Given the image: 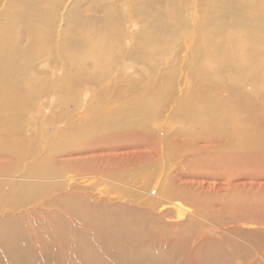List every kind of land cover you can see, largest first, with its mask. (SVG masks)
I'll return each mask as SVG.
<instances>
[{
	"label": "bare ground",
	"instance_id": "obj_1",
	"mask_svg": "<svg viewBox=\"0 0 264 264\" xmlns=\"http://www.w3.org/2000/svg\"><path fill=\"white\" fill-rule=\"evenodd\" d=\"M177 70L186 87L172 105ZM108 81L132 101L88 111ZM49 92L60 109L42 115ZM151 134L172 177L214 181L160 191L153 164L130 173L125 152ZM10 175L0 259L264 264V0H0V178ZM24 176L57 182L15 184ZM99 178L153 190L111 191ZM253 225L256 240H233Z\"/></svg>",
	"mask_w": 264,
	"mask_h": 264
},
{
	"label": "rangeland",
	"instance_id": "obj_2",
	"mask_svg": "<svg viewBox=\"0 0 264 264\" xmlns=\"http://www.w3.org/2000/svg\"><path fill=\"white\" fill-rule=\"evenodd\" d=\"M191 2H194V1H190V3ZM179 3H180V1H179ZM189 5L190 4H188L187 6H189ZM187 11L189 13L188 14L189 18L192 19V16H190V11L189 10H187ZM126 20L128 22L127 23L125 22V27L129 31H132V32L137 31V26L135 25L134 21L130 17H126ZM188 56H189V54H188ZM182 63H185V59H183ZM38 70L43 74V76H47L46 78H49L50 76L51 77L58 76L57 72H55L54 75H52V72L51 73H47L48 70L45 69V67H43V66L39 67ZM127 72L132 73V70H129ZM177 74H178V76H177V79L175 81V88H176L175 95L176 96L174 97V99L171 100L172 101V105H174L175 98L177 96L180 97L182 95V92H183L182 88L185 89V87H186L185 84L183 83V80H182L184 72L182 73V72H179V70H177ZM117 87H119L117 82L111 83L110 81H108L107 83H105L104 86L100 85V86L96 87L95 89L91 90L89 95H87V97H89L88 103L90 104V107L87 110L88 111H94V110H96V111H109V110H112L113 108L117 107V105H119V106L125 105V104L129 103L130 101H132L133 98L126 97L125 95L124 96L117 95V90H116ZM177 87H179V92H178V88ZM80 93H81V90H78L77 95H78L79 99H80V97H83L84 91H82V96H81ZM227 94L228 93L226 91H220V96H226ZM44 95H45V97H43L42 99L44 100V102L47 103L48 108L43 111L44 108H42L41 105L39 106V104H38V108L42 112L41 114L42 115H48L47 113H49V112H52V113L59 112L60 108L54 102V98H53L54 94L52 92H49L48 94H44ZM52 102L54 103V105H51ZM79 116H81V114H79L78 117ZM28 117H29V115H28ZM160 122L161 121H159V120H154L155 124H160ZM177 125H178V123H174V124L170 125V127H167V129L171 133L174 134V132L178 129ZM154 127H155V125H152V130L154 129ZM174 135H176V134H174ZM138 139H140V138H138ZM143 142H144V145H143ZM158 145H159V135L158 134H151L149 136L143 135L141 141H139L138 143H135L133 146H131L130 149H127L128 151L125 152V157L123 159L127 162V164H125V166L129 169L130 173L131 172H135V170L133 168H136L139 165L140 166H146V164H153L156 167V169H157V174L160 175V176L162 175V177L159 180V183L160 184L162 183L161 186H160L161 187L160 191H163L162 189L164 188V185H165V187L171 185L170 187L174 191L175 190L178 191V189H180V188L181 189L179 191H181V190L182 191H188V189H190L191 187L192 188H197L198 187V189H199V187H201V185L204 184L205 182H208V181L213 182L214 181V179L207 178L203 173H201V171L198 174L199 177H197L198 175H196L197 178H194V179H192L191 175L187 176L188 174H185V173H181L179 175H176V177H175V174H173V177H172L171 172H173L172 170H175L177 166L174 165L173 163H170L169 161L168 162L166 161V163H168L167 166H171L172 165L171 166L172 169L169 170V168L167 169L165 167L167 169V171L165 172V174H162V172H164V169H165V168H161L162 165H163L164 159H162V160L158 159L159 158ZM148 171L150 172V171H153V170L148 169ZM11 176L12 175H10L8 177L0 178V180H9L11 178ZM80 176H86L87 177V175H80ZM88 177H90V176H88ZM99 179L103 181L102 186L105 185V187L109 188L111 191L123 192V191H152L153 190V186H151V189H149V190L145 189V188L144 189L143 188H138V185H140V186L144 185V182H145L144 177L137 178V180L139 182H138V185H136V186L135 185L127 186L125 184H121L120 182L117 183V181H115V180L113 181V180H110V179H107L106 181H104L105 179H102V178H99ZM34 180H37V182H35ZM43 180H44V182H43ZM56 180L57 179L49 180L47 178L40 180V179H32L29 176H24V177H17V179H15L14 181H16L15 184L22 183V182H30V181L32 182L33 181L32 183L35 182L38 186H41V187L45 186V187L48 188L50 186V184L52 185L53 182H57ZM48 183H49V186H48ZM154 186H155V182H154ZM158 189H159V187H158ZM94 196L96 197V195H94ZM110 199L111 200H116L115 198H110ZM30 215H34V214L30 213L29 216ZM25 218H26L25 219L26 223L23 226L21 225V227L25 228L24 231L26 230L25 233L28 234L26 236H29L30 233L32 234L33 228L30 227L29 217L27 216V214H26ZM35 218L37 219V218H39V216H37ZM32 220H33V218H32ZM41 220H43V219H41ZM259 227H261V226L260 225H257V226L253 225V226H251L249 228H244V230L246 232L248 231V233H244L243 231H241V232H243L244 234H247V236L243 235L241 233V234H239L240 236L237 237V239H233V240H235V242L238 243V242H243L244 239H245V240L248 241V243H250L253 240H256L257 235L255 234V231ZM255 228H256V230H255ZM50 229H51V227H50ZM19 230L23 231L22 229H19ZM38 235L40 236V238H42L40 233ZM101 237H103V236H101ZM41 240H40V243L42 242ZM234 252H236V251H234ZM3 255L5 257H2ZM2 256H1V259H3V260L0 259L2 261V262H0V264H18L17 261L11 259L9 254H2ZM72 260H74V259H72ZM19 264H20V262H19Z\"/></svg>",
	"mask_w": 264,
	"mask_h": 264
}]
</instances>
